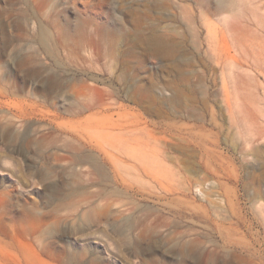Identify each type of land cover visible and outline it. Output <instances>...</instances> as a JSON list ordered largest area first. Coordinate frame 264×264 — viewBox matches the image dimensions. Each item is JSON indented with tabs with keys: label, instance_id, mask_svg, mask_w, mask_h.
Masks as SVG:
<instances>
[{
	"label": "rangeland",
	"instance_id": "rangeland-1",
	"mask_svg": "<svg viewBox=\"0 0 264 264\" xmlns=\"http://www.w3.org/2000/svg\"><path fill=\"white\" fill-rule=\"evenodd\" d=\"M0 264H264V0H0Z\"/></svg>",
	"mask_w": 264,
	"mask_h": 264
}]
</instances>
